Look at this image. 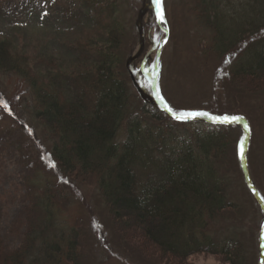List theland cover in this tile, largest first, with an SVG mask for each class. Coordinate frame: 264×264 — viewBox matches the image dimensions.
<instances>
[{
	"label": "trees",
	"instance_id": "trees-1",
	"mask_svg": "<svg viewBox=\"0 0 264 264\" xmlns=\"http://www.w3.org/2000/svg\"><path fill=\"white\" fill-rule=\"evenodd\" d=\"M81 1L103 19L89 33L84 55L65 68L57 67V54L33 56L0 38V73L27 86L29 118L50 141L51 163L63 178L95 180L123 241L138 238L148 253L173 264L195 255L248 264L237 236L222 238L218 231V221L238 209L223 170L240 125L175 122L144 104L122 65L126 30L117 8L124 2ZM186 4L197 30L208 35L203 55L229 63L230 83L264 96V0ZM136 173L150 178L140 182ZM65 197L57 183L29 195L18 246L7 250L0 238V264H81L79 230L60 223Z\"/></svg>",
	"mask_w": 264,
	"mask_h": 264
},
{
	"label": "rangeland",
	"instance_id": "rangeland-1",
	"mask_svg": "<svg viewBox=\"0 0 264 264\" xmlns=\"http://www.w3.org/2000/svg\"><path fill=\"white\" fill-rule=\"evenodd\" d=\"M152 2L119 0L123 4L121 9L117 8L126 30L120 54L122 65L130 73L132 94L141 97L147 106L155 104L159 108L153 99L151 84L158 49L167 38L158 58L157 99H162L175 112L243 117L250 128L245 153L247 170L264 202V96L230 83L229 63H222L213 55H203L208 35L193 23L186 0H162L164 24L161 26L156 22ZM101 18L103 15L98 16L81 0H0V38L10 39L17 49L31 52L33 56L57 54V67L65 68L84 55L82 47L92 38L88 35ZM29 106L27 86L14 75L0 73L2 247L11 250L18 246L29 195L42 189L43 184L57 183L66 194L64 202H68L65 206H62L65 203L59 204L60 223L64 220L79 230L81 264H173L148 253L150 247L148 251L144 249L138 238L137 241L121 239L94 179L60 176L51 163L50 141L41 127L30 120ZM232 134L234 142L223 172L232 181L233 202L238 209L218 221V231L222 238L237 236L248 256V264H259L263 216L244 185L240 161V146L244 141L242 126L233 129ZM123 136L122 130L119 138ZM136 175L140 182L150 178L148 173ZM160 176L154 172L152 178ZM183 264L227 263L217 256L195 255Z\"/></svg>",
	"mask_w": 264,
	"mask_h": 264
},
{
	"label": "water",
	"instance_id": "water-1",
	"mask_svg": "<svg viewBox=\"0 0 264 264\" xmlns=\"http://www.w3.org/2000/svg\"><path fill=\"white\" fill-rule=\"evenodd\" d=\"M152 6H153V11H154L155 18H156V22H157L158 26L163 25L164 23L161 22L160 16L158 15L157 7L155 6V4L153 2H152ZM165 34H167V31L166 30H165ZM166 40H167V38H165L163 40V42L160 45V48L158 49V52H157V58H156L155 66H154V79H153V82L151 84V92H152L153 99H154L155 103L158 104V106L165 112V114L170 119H172L173 121L179 122L178 120H176V119H174L172 117V114L170 112L167 111L166 106L164 105L163 100L157 99V96H156V93H155L156 81H157V70H158V58H159L161 46L166 42ZM197 120H205V121H209V122H212V123H220V122H214L211 119H209L208 117H196L195 119H189L187 121H197ZM220 124H228V123H220ZM231 124L241 125L242 128H243V131H244L243 158L241 157V154H240V158H241V168H242V173H243V176H244V180L246 182V185H247L249 191L251 192V194L253 195L254 199L258 202L259 208H260V210L262 212V215H263V223H262L260 237H259V248H260L259 264H263V257H264V202L260 198L259 193L254 188V186H253V184L251 182V179H250L248 170H247L245 153H246V149H247L248 131L244 127V125L246 123L243 120H240L239 122H232Z\"/></svg>",
	"mask_w": 264,
	"mask_h": 264
},
{
	"label": "snow or ice",
	"instance_id": "snow-or-ice-1",
	"mask_svg": "<svg viewBox=\"0 0 264 264\" xmlns=\"http://www.w3.org/2000/svg\"><path fill=\"white\" fill-rule=\"evenodd\" d=\"M154 3L157 7L158 15L160 16L161 22H164L163 18V11H162V0H154ZM166 109L168 112L172 114V117L178 121H187L189 119H195L196 117H208L214 122H220V123H232V122H239L243 119V117L240 116H212L207 112H193V111H180L175 112L171 107H168L166 105ZM245 129L250 132V128L247 124L244 125ZM240 154L243 158V141L241 142L240 146Z\"/></svg>",
	"mask_w": 264,
	"mask_h": 264
}]
</instances>
